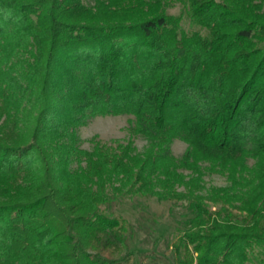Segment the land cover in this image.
<instances>
[{
  "label": "trees",
  "instance_id": "1",
  "mask_svg": "<svg viewBox=\"0 0 264 264\" xmlns=\"http://www.w3.org/2000/svg\"><path fill=\"white\" fill-rule=\"evenodd\" d=\"M150 199L168 264H264V0H0V264H129Z\"/></svg>",
  "mask_w": 264,
  "mask_h": 264
},
{
  "label": "rangeland",
  "instance_id": "2",
  "mask_svg": "<svg viewBox=\"0 0 264 264\" xmlns=\"http://www.w3.org/2000/svg\"><path fill=\"white\" fill-rule=\"evenodd\" d=\"M173 12L176 13L177 9ZM128 119L127 116H98L91 119L78 130L82 148L90 149L92 139L108 144H113L114 141L126 142L131 137ZM133 139L138 150H141L144 142L135 137ZM185 149V143L180 140H174L171 145V152L176 157H180ZM205 181L209 186L225 184L224 179L217 175L207 176ZM142 205L144 211V214H141L142 218L137 213L130 215L128 212L130 210L126 206L122 211L117 207L113 211L116 216L122 213L129 218L128 243L134 252L129 264H168L172 259V251L167 245L173 239V229L168 219V205L158 203L154 199L144 201ZM152 219H156L157 224H153Z\"/></svg>",
  "mask_w": 264,
  "mask_h": 264
}]
</instances>
